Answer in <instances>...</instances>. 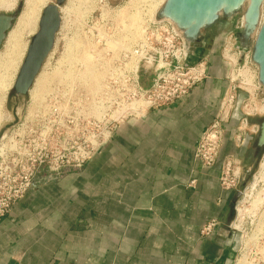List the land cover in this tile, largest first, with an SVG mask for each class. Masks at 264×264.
I'll list each match as a JSON object with an SVG mask.
<instances>
[{
  "label": "crops",
  "instance_id": "1",
  "mask_svg": "<svg viewBox=\"0 0 264 264\" xmlns=\"http://www.w3.org/2000/svg\"><path fill=\"white\" fill-rule=\"evenodd\" d=\"M237 21H220L192 45L193 62L208 58L209 76L188 97L118 127L82 168L41 169L0 219V264H235L239 189L222 188V162L236 157L246 167L254 158L258 118H249L242 147L240 119L225 124L215 166L203 167L195 151L228 92L221 48Z\"/></svg>",
  "mask_w": 264,
  "mask_h": 264
},
{
  "label": "built area",
  "instance_id": "2",
  "mask_svg": "<svg viewBox=\"0 0 264 264\" xmlns=\"http://www.w3.org/2000/svg\"><path fill=\"white\" fill-rule=\"evenodd\" d=\"M161 1H131V8L139 7L143 17L134 36L131 30L123 27L120 20L123 10L119 8L107 6L99 19L98 16L90 21L87 19L88 52L96 64L92 62L93 72L89 73V67L81 61L77 80L78 85L91 91L84 89L78 96H72L66 88L63 93L51 94L49 100L64 118L69 117L71 111L68 108L76 102L81 110L80 115L95 126L93 135L85 150L58 160H52L48 155L37 157L32 153L21 154L16 149L1 147L0 219L8 216L13 207L24 199L43 167L55 174L67 168H82L108 143L118 127L131 120L144 119L151 110L185 99L208 79V58L192 61V45L173 22L160 17ZM157 4L158 7L154 9ZM117 22L124 33L127 32V39L130 36L132 41L121 40L123 32L119 36ZM243 27L242 15L226 36L222 47L221 59L227 70L228 92L219 114L203 133L195 151V160L206 168L215 166L220 158L226 135L225 124L233 119L248 124L249 117L256 113L264 114V104L262 109L256 107L262 87L255 73L252 47L241 43ZM50 56L51 53L46 60ZM240 94H244V97L240 98ZM245 109L255 114L251 115ZM236 144L240 147L246 144L240 128ZM232 160L224 158L222 162L220 184L227 191L236 189L240 181L238 177L239 180L233 181L232 186L227 185L228 174H225V170H230ZM5 163L8 165L3 167ZM214 227L215 223L207 225L202 235L209 236Z\"/></svg>",
  "mask_w": 264,
  "mask_h": 264
},
{
  "label": "rangeland",
  "instance_id": "3",
  "mask_svg": "<svg viewBox=\"0 0 264 264\" xmlns=\"http://www.w3.org/2000/svg\"><path fill=\"white\" fill-rule=\"evenodd\" d=\"M15 1L13 9H0V14L18 13L14 26L1 46L0 57H3L7 49L11 48L16 41L27 45V49L13 85L0 107V115H2L0 116V148L5 146L7 150L14 151L16 149L17 153H32L37 157L48 155L52 160H58L62 156L71 157L76 152L85 150L95 126H91L85 117L80 115L81 110L78 109L76 102H73L68 108V111H71L69 117L64 118L52 107L53 103L49 100V96L63 93L66 88L71 91L72 96H78L84 89H90L78 85L79 80H77L84 54L87 53L96 64L94 58L88 53L90 45L87 39L89 36L87 19L90 21L92 17L96 16L99 19L107 6L119 8L123 12L130 10L132 0H79V2L78 0H67L61 6V27L57 32L51 56L44 63L37 77L38 81H35L29 94L25 97L16 96L14 85L30 41L39 30V21L43 10L47 6L55 5L57 0ZM24 14H29L30 22L19 25V19ZM242 15V13L238 14V19ZM118 26L120 36L124 29L119 23ZM123 34L121 40L127 39ZM137 38L138 36L135 40ZM131 39L128 36L127 40ZM249 45L252 47L253 42L251 41ZM256 68L257 66L255 73L258 76V68ZM263 104L264 89L261 88L260 96L256 100V107L262 109ZM245 112L251 115L255 114L246 109ZM249 118H258L256 121L260 124L264 114L256 113ZM240 124L237 128L244 126L242 133L245 137L253 132V128L249 124H245L241 120ZM3 137H5L4 140H2ZM255 140L252 143L253 147H255ZM232 158L230 170H225V174H228L227 185L232 186L233 181L240 178L237 187L240 194L237 197L235 215L230 225L231 234L236 241L234 263L264 264V149L255 150L254 158L249 160L246 167L239 158L226 157V159ZM6 165L8 163H5L3 167Z\"/></svg>",
  "mask_w": 264,
  "mask_h": 264
},
{
  "label": "water",
  "instance_id": "4",
  "mask_svg": "<svg viewBox=\"0 0 264 264\" xmlns=\"http://www.w3.org/2000/svg\"><path fill=\"white\" fill-rule=\"evenodd\" d=\"M66 1L57 0L55 5L44 9L39 31L31 40L14 85L16 96L25 97L29 94L48 55L52 52L61 26V6ZM263 3L264 0H166L159 15L173 22L186 40L194 45L204 31L213 29L222 20L242 13L244 27L241 42L243 45L253 42L252 60L258 67V80L264 89ZM17 18V12L0 14V49ZM255 148L264 149V118L258 127Z\"/></svg>",
  "mask_w": 264,
  "mask_h": 264
},
{
  "label": "bare ground",
  "instance_id": "5",
  "mask_svg": "<svg viewBox=\"0 0 264 264\" xmlns=\"http://www.w3.org/2000/svg\"><path fill=\"white\" fill-rule=\"evenodd\" d=\"M78 2H79V0H78ZM165 2H166V0H162L159 3V6H161L162 3L164 6ZM15 3H16L15 0H12V1L0 0V9L11 10L15 7ZM157 7H158V4L154 6V9ZM262 16H264V3L262 5ZM41 17H42V15H41ZM30 19L31 18L29 16V14L22 15L19 19V25H24V24L29 23ZM142 19H143V17H142L141 10L139 9V7H136V6L134 8H131V10H129V11L126 10L125 12L120 14V20L123 23V27L125 28V30H129V31L131 30L132 36H134L138 32L140 24L142 22ZM40 20H41V18H40ZM39 25H40V21H39ZM36 34L34 36H36ZM30 43H31V41H30ZM79 46H81V45H79ZM26 49H27V45L20 44L19 41H16L14 43V45L11 46V48L7 49L5 55L3 57H0V107L2 106L3 100L7 96L8 91L11 89V87L13 85L14 78L16 76L18 69H19L21 61L25 55ZM81 49H82V47H81ZM79 52H80V50H79ZM83 52H85V51H83ZM77 54L79 56V53H77ZM81 61L84 62L89 67V73H92L93 72V69H92L93 59L86 53L82 56ZM36 81H38V79ZM0 116H2V115H0ZM256 200H258V199H256ZM254 203H255V201H254Z\"/></svg>",
  "mask_w": 264,
  "mask_h": 264
}]
</instances>
